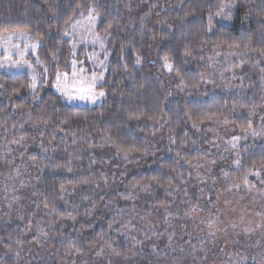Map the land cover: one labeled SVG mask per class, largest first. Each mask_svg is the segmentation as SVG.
Listing matches in <instances>:
<instances>
[{
  "label": "trees",
  "instance_id": "trees-1",
  "mask_svg": "<svg viewBox=\"0 0 264 264\" xmlns=\"http://www.w3.org/2000/svg\"><path fill=\"white\" fill-rule=\"evenodd\" d=\"M224 1L229 25L210 30ZM91 13L109 54L102 104L70 106L27 75H0V163L22 149L28 162L10 216L0 194V264H207L200 210L221 208L224 188L264 183V138L209 153L200 135L264 134V0H0V36L30 32L49 84L71 65L64 34Z\"/></svg>",
  "mask_w": 264,
  "mask_h": 264
},
{
  "label": "rangeland",
  "instance_id": "rangeland-1",
  "mask_svg": "<svg viewBox=\"0 0 264 264\" xmlns=\"http://www.w3.org/2000/svg\"><path fill=\"white\" fill-rule=\"evenodd\" d=\"M232 9L234 6L231 2H222L219 13L207 18L208 28L212 30L215 23L229 25L228 11ZM97 26L98 16L92 13L85 20L71 24L69 31L64 34V38L73 45L70 68L67 72L56 74L49 84L46 83L49 82L48 75H46L47 81H42L38 72V64H40L38 52L41 43L33 39L31 33L27 31L1 35L0 75H27L31 90L35 91L40 85L45 84L70 106L96 107L102 104L105 101L102 85L107 73L109 54L97 33ZM79 47L85 49L86 58L84 61L76 58ZM261 57L258 70L262 71L261 78L264 87V54ZM211 59L215 61L216 56L211 55ZM244 66L245 62L241 60L235 66V70L242 72ZM171 71V66L165 63L164 73L168 76ZM205 82L208 84L207 80ZM223 87H227V85L224 84ZM203 127L200 128V135L204 138L201 141L207 145L209 153L227 147L234 149L242 142L264 138L261 130L253 128V126H250L247 132L235 135H230L232 131H222V127L214 125H204ZM226 138L231 140H226ZM26 149H29V144ZM24 152V149L18 151L10 164L0 163L2 180L0 194L4 199L5 191L4 201H7L5 202L6 209L3 206L4 209L1 213L5 217L8 214L10 216L14 207L17 209L22 202V199L19 198L22 193L14 188L12 179L16 176L20 177V173H23L22 170L27 168L28 162ZM232 156H234L232 152L222 153L218 163L222 165L226 163L227 168L231 167ZM206 172L209 173L208 170ZM202 175L201 171L198 178L205 180L214 176L213 173H209L206 178H203ZM256 180L264 182V179ZM244 190V192L229 193L224 188V191L220 192L222 201H224L223 204H220L221 208L212 214L209 209L200 210L207 212L209 216L203 219L195 218L194 222L204 225V229L207 231V239L202 246L207 264H264V183H258ZM214 218L219 220L218 224H213Z\"/></svg>",
  "mask_w": 264,
  "mask_h": 264
},
{
  "label": "snow or ice",
  "instance_id": "snow-or-ice-1",
  "mask_svg": "<svg viewBox=\"0 0 264 264\" xmlns=\"http://www.w3.org/2000/svg\"><path fill=\"white\" fill-rule=\"evenodd\" d=\"M100 95H103V93H100ZM83 98V97H82Z\"/></svg>",
  "mask_w": 264,
  "mask_h": 264
}]
</instances>
